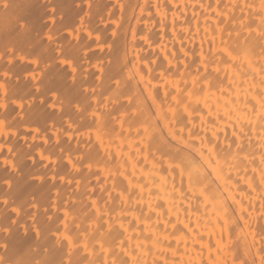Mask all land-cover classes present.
I'll return each instance as SVG.
<instances>
[{
    "label": "bare ground",
    "instance_id": "bare-ground-1",
    "mask_svg": "<svg viewBox=\"0 0 264 264\" xmlns=\"http://www.w3.org/2000/svg\"><path fill=\"white\" fill-rule=\"evenodd\" d=\"M236 2L252 4L253 7L249 9L244 6L243 10L241 7L233 8L232 4ZM260 2L102 0V3L109 4V9L103 12L105 22L101 23L99 17L95 16L89 27L94 30V35L98 29L102 40H111L113 29H117L120 55L123 56L127 48L128 60L145 74L144 81L136 90L139 103L147 112L152 102L148 100L146 103L145 96L152 93L158 97L152 106L153 110L160 112L163 108L167 111L168 104L161 103L165 92L170 91L177 80L183 87V80L187 79L191 87L193 77L197 74L201 49L207 55L213 37L217 48L223 46L222 40H227L230 46H237L235 33L241 30V20L253 28L259 24L257 13L261 12ZM111 4L117 7L112 8ZM121 4L122 9L119 7ZM209 4L211 8H208ZM229 31L233 33L231 39L228 37ZM243 39L241 36L240 47H244ZM85 45L88 49L84 60L86 68L100 60L107 64V50L101 52L94 41L90 42L87 35H83L80 41L82 55ZM181 49L188 53L187 57ZM259 54L260 49L257 47L249 51L247 59L241 53L240 59L234 64H210L208 67L212 73L209 79L215 86L199 94L200 107L191 123L195 125L193 134L198 133L200 139L195 140L193 145L199 147L202 139L212 140L215 133L219 142L227 148L233 139V125L237 123L238 115L244 117L245 124L251 120L254 131L245 129L246 134L240 141L243 151L233 145L229 159L220 158L222 178L212 183L207 191H203L199 185L189 191L187 179L182 181L178 171H169L167 164L161 165L152 155L147 138L142 139L136 127L129 128L127 122L121 128L118 120H112L106 128H100L101 147L97 130L93 128L90 132L88 127H82L84 121L73 124L69 132L73 138L68 139L63 130L57 133L51 127L54 121L56 128L67 127L58 115L50 116L35 108L30 114L24 115L23 120L16 119L8 136H0V145L4 146L0 150V175L5 174L3 160L9 156L8 149L11 148L16 154V163L22 169L17 174L22 179L16 188V194L22 200L31 199L32 194H35L44 205L50 206L54 217L62 218L65 210H72L70 216H77L81 224L85 222L79 216L80 209L96 200L101 209L120 218L126 228L121 237L123 245L114 249L106 245L111 254L99 256L101 261L107 259L108 264H112L113 260L117 264H123L124 261H128V264H233L234 259L236 264H240L241 260L251 264L253 259H258V250L264 246V233L261 232V227H264V207L260 184L261 173L264 172V163L261 162L264 147L260 146V138L264 129L257 114L252 111L253 105L257 111L260 108L253 97L259 99L264 93L259 90L260 77H254L247 62L251 60L253 67L258 66ZM150 61L155 63L150 64L153 72L148 75L144 63ZM217 67L220 69L218 74L214 71ZM95 71V68H88L89 80L94 79L91 73ZM200 72H204L203 65H200ZM168 81H171V85L166 87ZM253 85L256 87L253 88ZM6 87L10 94L16 93L18 103V97H27L30 89L23 79L18 81L15 75ZM143 89H147V92L141 95ZM14 108L16 105L9 103V120L18 117V110L12 111ZM111 110L112 105L102 109L105 112ZM25 112H29L27 105ZM3 114L4 111L0 109V118ZM229 114L232 115L231 120ZM112 115L118 113L113 112ZM200 116L204 117L203 121ZM163 117L164 113L161 112V119ZM180 127V124L176 125L178 135ZM37 128L38 133L35 132ZM189 128L190 125L184 126L185 138ZM45 140L48 142L45 143ZM41 154L50 157L55 163L49 159L41 161ZM81 157L88 158L81 160ZM210 167L219 171L215 161ZM30 176H43L44 179L35 184L25 183ZM249 183L256 189L255 192L248 188ZM242 208L246 209L243 213ZM218 215L230 221L226 231L222 232V221L218 220ZM241 216L243 220L239 219ZM88 246L92 252L93 244L89 242ZM95 253H99V248L95 249ZM96 254L90 255L89 259L95 260ZM73 258H79V254Z\"/></svg>",
    "mask_w": 264,
    "mask_h": 264
},
{
    "label": "snow or ice",
    "instance_id": "snow-or-ice-1",
    "mask_svg": "<svg viewBox=\"0 0 264 264\" xmlns=\"http://www.w3.org/2000/svg\"><path fill=\"white\" fill-rule=\"evenodd\" d=\"M244 6L249 9L253 7L252 4L242 5L239 2L232 4L233 8L241 7L242 10ZM111 7L115 8L117 5L111 4ZM119 7L122 9L123 5ZM200 7L203 8L204 5L201 4ZM211 7L209 4L208 8ZM106 9H109V4L102 3V0H0V109L4 111L0 118V136H8L16 119L23 120L24 115L30 114L34 108L50 116L58 115L67 127L56 128L55 121L51 127L57 133L63 130L68 139L73 138L69 135L73 124L84 121L82 127H88L90 132L93 128L97 130L101 147L103 141L99 135L100 128H106L112 120H118L121 128L127 122L129 128L136 127L142 139L147 138L152 155L161 165L167 164L169 171H178L182 181L187 179L189 191L197 185L207 191L212 183L222 178L220 158L223 156L225 160L229 159L233 145L237 150L243 151L240 141L246 134L245 129L254 131V125L251 120L245 124L244 117L238 115L237 123L233 125V139L227 148L219 142L215 133L212 140L202 139L199 147H195L193 142L200 138L198 133L193 134L195 125L191 120L194 114H198L199 94L205 93L206 88L215 86L209 79L212 75L208 71L209 65L234 64L240 59L241 53L247 59L249 51H254L257 47L260 49V63L253 67L251 60L247 62L254 77H260L259 90L264 93V0L260 2L261 12L257 13V27L245 25L242 19L241 30L235 33L237 46H230L227 40H222L223 46L217 48L213 37L208 54L205 55L201 49L197 74L193 77L191 87L187 79L183 80V87L177 80L170 91L165 92L164 100L161 101L162 104H168L167 111L162 108L160 112L153 110L152 106L156 104L158 97L152 93L145 96L146 103L148 100L152 102L147 112L139 103L136 90L144 81L145 74L135 63L128 60L127 48L123 56L120 55L117 29H113L111 40H102L99 30H95L94 35V30L89 27L95 16L99 17L101 23L105 22L103 12ZM109 15L112 13L109 12ZM83 35H87L90 42L94 41L101 52L107 50L109 56L107 64L100 60L95 65H88V68L96 69L91 73L94 78L92 80H89L88 68L84 66L88 55L86 45L83 55L81 54L80 41ZM232 35V31H229V39ZM241 36L244 37V47H240ZM133 38L135 39L134 32ZM181 51L185 57L188 56L183 49ZM154 63L155 61L144 63L148 75L153 72L150 64ZM168 63L171 65L170 60ZM200 65L204 66L203 73L200 72ZM214 71L218 74L220 69L217 67ZM13 75L18 81L23 79L30 86L27 97H18L19 103L16 93L10 94L6 87ZM180 75L183 76V72ZM168 85H171V81L167 82L166 87ZM252 87L255 88L256 85ZM145 92L147 89L141 90V95ZM253 99L260 108L257 111L253 105L252 111L257 114L264 129V94L259 99ZM9 103L16 105L12 111L18 110V117H13L12 120L8 119L11 116L8 111ZM26 105L28 113L25 112ZM109 105H112L111 111H102ZM113 112L118 115L113 116ZM161 112L164 113L163 119ZM228 118L231 120L232 115L229 114ZM200 119L203 121L204 117L200 116ZM177 124L181 125L179 135L176 131ZM186 125H190V128L185 138L183 133ZM76 131L79 132V129ZM35 132L38 133L39 128ZM260 139V146L264 147V134ZM3 147L0 145V150ZM8 153L9 156L3 160L5 174L0 175V264H108L107 259L101 261L99 256L111 254L106 245H110L112 249L123 245L121 237L126 228L122 220L101 209L96 200L80 209L79 216L84 224L78 222L77 216H70L72 210H65L62 218L54 217L50 206L44 205L35 194H32L31 199L21 200L16 194V188L22 179L17 174L22 169L16 163V154L11 148ZM86 158L88 157H81V160ZM45 159L51 161L50 157L41 154V161ZM213 161L219 171L210 167ZM261 162L264 163V153H261ZM69 163H73L71 158ZM120 175L123 176V173ZM43 179V176H30L25 183L35 184ZM260 184L264 207V172L261 173ZM130 188L129 182V190ZM248 188L256 191L251 183ZM245 211L246 209H241L242 213ZM239 219L243 220L244 217ZM218 220L222 221V232L226 231L230 221L219 215ZM261 232L264 233V227H261ZM89 242L93 244L92 252L89 251ZM96 248H99L98 254L95 253ZM76 254H79V258L74 259ZM93 254L97 258L90 260L89 256ZM112 264H117V261L113 260ZM123 264H128V261ZM233 264H236L235 259ZM240 264H248V261L241 260ZM251 264H264V246L258 250V259H253Z\"/></svg>",
    "mask_w": 264,
    "mask_h": 264
},
{
    "label": "rangeland",
    "instance_id": "rangeland-1",
    "mask_svg": "<svg viewBox=\"0 0 264 264\" xmlns=\"http://www.w3.org/2000/svg\"><path fill=\"white\" fill-rule=\"evenodd\" d=\"M21 199V198H20ZM22 200V199H21Z\"/></svg>",
    "mask_w": 264,
    "mask_h": 264
}]
</instances>
